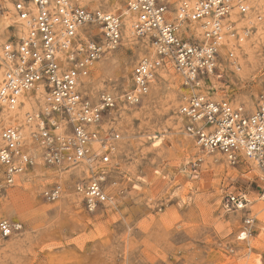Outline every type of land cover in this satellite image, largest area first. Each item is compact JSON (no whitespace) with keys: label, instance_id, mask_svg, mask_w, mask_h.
<instances>
[{"label":"rangeland","instance_id":"rangeland-1","mask_svg":"<svg viewBox=\"0 0 264 264\" xmlns=\"http://www.w3.org/2000/svg\"><path fill=\"white\" fill-rule=\"evenodd\" d=\"M14 1L0 0V19L8 22L0 29L2 40L21 36ZM169 1L174 11L182 0ZM240 1L249 11L234 17L242 37L234 47L235 65L224 60L223 78L213 77L200 90L252 110L264 90V0ZM95 5L126 12L115 0ZM127 15L120 43L94 62L80 88L93 103L104 92L119 101L114 126L121 138L104 183L109 200L89 210L75 189L90 176L86 166L53 168L41 154L13 185L0 174V222L22 225L8 237L0 233V264H264L263 174L254 162L233 166L220 153L202 151L186 133L178 109L188 90L173 64L162 63L140 104L120 101L136 63L157 58L150 39L127 27ZM18 113L6 124L25 123V112ZM31 142L26 137L30 154L42 153ZM56 184L62 188L60 198L47 201L43 192ZM231 192L245 195L246 209L224 208ZM247 216L253 223L241 239Z\"/></svg>","mask_w":264,"mask_h":264},{"label":"built area","instance_id":"built-area-1","mask_svg":"<svg viewBox=\"0 0 264 264\" xmlns=\"http://www.w3.org/2000/svg\"><path fill=\"white\" fill-rule=\"evenodd\" d=\"M115 1L129 13L134 34L148 37L157 55L136 63L132 84L120 101L130 106L140 104L158 68L171 62L188 90L178 109L186 133L202 151L220 153L233 166L243 160L254 162L264 181V90L252 110L214 100L200 90L213 77L223 78L224 60L235 65L234 47L242 37L234 17L246 15L249 6L240 0H182L172 11L169 0ZM96 2L15 0L14 10L25 32L17 38H0V174L5 184L13 185L17 176L33 165L34 158L25 147L29 136L31 144L41 147L46 165L86 166L90 176L75 189L89 210L109 200L104 183L121 138L114 126L119 101L104 92L98 103H93L80 88L94 62L120 43L127 15L107 11ZM248 34L249 29L244 28L242 35ZM22 97L31 109L24 113V125L6 124L3 112L14 111L24 103ZM106 123L111 124L107 130L103 128ZM61 194L59 184L43 192L50 202ZM247 205L245 195L234 192L226 195L223 204L227 211H241ZM252 223V217L244 219L239 238L248 236ZM21 229V224L0 222L4 237Z\"/></svg>","mask_w":264,"mask_h":264},{"label":"bare ground","instance_id":"bare-ground-1","mask_svg":"<svg viewBox=\"0 0 264 264\" xmlns=\"http://www.w3.org/2000/svg\"><path fill=\"white\" fill-rule=\"evenodd\" d=\"M2 14V12H0V15ZM129 14V13H128ZM128 16V15H127ZM17 18V17H16ZM128 22V23H127ZM8 22L5 20V19H0V29L5 25V26H7L8 24H7ZM126 23L128 24V26L127 27H129L130 28V26H131V19H130V17L128 16V18H127V21H126ZM16 24L19 26V28L21 29V32H20V34L22 35V34H24V32H25V28L23 27V25L20 23V20H18L17 19V21H16ZM123 32V31H122ZM127 32H128V30H127ZM130 32V31H129ZM3 33V32H2ZM126 33V32H125ZM126 35V34H125ZM129 36H130V34H128ZM127 35V36H128ZM154 48V47H153ZM155 51V50H154ZM155 53H156V51H155ZM0 62H1V60H0ZM169 63H171V62H169ZM1 64V63H0ZM172 64V63H171ZM3 71V66H2V64H1V68H0V78H1V76H2V72ZM21 100L24 102V103H20L19 104V106L14 110V111H9V110H5V111H8V112H10L9 114H4V112H3V114L6 116V118L8 119V120H14V119H16L17 118V116L19 115V113L18 112H21V115L24 113V112H26L27 110H29L30 109V104L28 103V101H27V99H25V97H22L21 98ZM41 101H43V98H41L40 99ZM42 103V102H41ZM12 112V113H11ZM16 113H18V115L16 116V118H15V114ZM11 116H13L14 118H9V117H11ZM22 117V116H21ZM19 118H20V116H19ZM22 121V120H21ZM5 123H6V121H5ZM24 124V123H23ZM160 140V139H159ZM158 143V142H157ZM40 154L41 153H39V154H33V157L34 158H37L38 156L40 157ZM211 161V160H210ZM247 168V167H246ZM19 176V175H18ZM17 176V177H18ZM17 179V178H16ZM243 236H244V234H243Z\"/></svg>","mask_w":264,"mask_h":264}]
</instances>
